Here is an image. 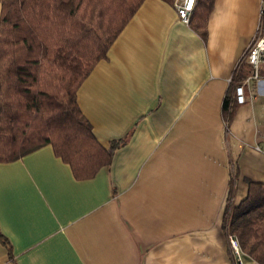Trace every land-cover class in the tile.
<instances>
[{"label":"crops","instance_id":"crops-1","mask_svg":"<svg viewBox=\"0 0 264 264\" xmlns=\"http://www.w3.org/2000/svg\"><path fill=\"white\" fill-rule=\"evenodd\" d=\"M260 7L215 0L200 35L144 0L77 89L99 142H126L87 179L50 144L0 162V264H238L222 214L234 166L236 203L264 183V73L228 125L222 101Z\"/></svg>","mask_w":264,"mask_h":264},{"label":"trees","instance_id":"trees-1","mask_svg":"<svg viewBox=\"0 0 264 264\" xmlns=\"http://www.w3.org/2000/svg\"><path fill=\"white\" fill-rule=\"evenodd\" d=\"M144 0H0V162L50 144L76 179L93 177L109 164L126 138L108 146L96 138L77 101V89ZM172 4L174 0H163ZM215 0H195L188 25L206 31ZM264 19V13H262ZM264 73V71L260 70ZM251 73L242 60L222 101L228 125L240 103L235 88ZM234 166L221 228L241 253L264 264V183L248 181L236 203ZM0 242L11 244L0 230Z\"/></svg>","mask_w":264,"mask_h":264},{"label":"built area","instance_id":"built-area-1","mask_svg":"<svg viewBox=\"0 0 264 264\" xmlns=\"http://www.w3.org/2000/svg\"><path fill=\"white\" fill-rule=\"evenodd\" d=\"M194 1L195 0H193L192 6L189 8L188 0H174L177 14L179 18L185 23H187L189 20V15L193 8ZM260 13H264V0H261ZM242 60H246L250 64L251 73L240 85H237L235 88L236 100L240 104L246 101L245 86H251L253 82H257L261 78L260 69L262 64H264V29L260 30L259 33H257L250 41L235 69L239 66ZM230 80L231 77L229 78V81ZM229 242L235 255L236 262L238 264H242V253L240 251L237 239L230 235ZM253 264L257 263L253 262Z\"/></svg>","mask_w":264,"mask_h":264},{"label":"snow or ice","instance_id":"snow-or-ice-1","mask_svg":"<svg viewBox=\"0 0 264 264\" xmlns=\"http://www.w3.org/2000/svg\"><path fill=\"white\" fill-rule=\"evenodd\" d=\"M193 0H188V7L190 8L192 6Z\"/></svg>","mask_w":264,"mask_h":264},{"label":"rangeland","instance_id":"rangeland-1","mask_svg":"<svg viewBox=\"0 0 264 264\" xmlns=\"http://www.w3.org/2000/svg\"><path fill=\"white\" fill-rule=\"evenodd\" d=\"M243 258V255L241 256ZM253 264V262H251Z\"/></svg>","mask_w":264,"mask_h":264}]
</instances>
